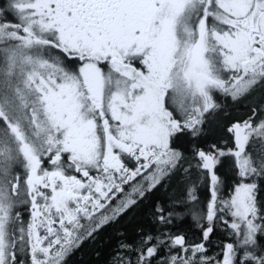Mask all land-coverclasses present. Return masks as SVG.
I'll return each instance as SVG.
<instances>
[{"label": "snow or ice", "instance_id": "6c2138e0", "mask_svg": "<svg viewBox=\"0 0 264 264\" xmlns=\"http://www.w3.org/2000/svg\"><path fill=\"white\" fill-rule=\"evenodd\" d=\"M264 264V0H0V264Z\"/></svg>", "mask_w": 264, "mask_h": 264}, {"label": "trees", "instance_id": "16d2710c", "mask_svg": "<svg viewBox=\"0 0 264 264\" xmlns=\"http://www.w3.org/2000/svg\"><path fill=\"white\" fill-rule=\"evenodd\" d=\"M96 257L91 247L86 246L82 252L76 253L70 261V264H95Z\"/></svg>", "mask_w": 264, "mask_h": 264}]
</instances>
